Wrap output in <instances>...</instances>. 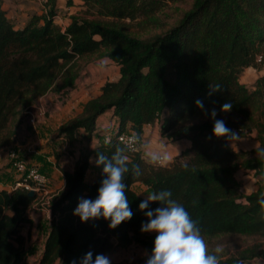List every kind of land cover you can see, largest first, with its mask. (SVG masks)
Returning a JSON list of instances; mask_svg holds the SVG:
<instances>
[{
  "label": "trees",
  "instance_id": "16d2710c",
  "mask_svg": "<svg viewBox=\"0 0 264 264\" xmlns=\"http://www.w3.org/2000/svg\"><path fill=\"white\" fill-rule=\"evenodd\" d=\"M82 1L85 14L163 27L159 14L179 0ZM57 4L48 0L42 14L32 15L16 29L0 0V149L15 142L18 119L26 117L37 98L49 92L66 97L77 86V61L102 50L119 66V78L106 81L80 115L58 128L57 136L72 141L82 131L90 145L102 115L111 112L118 123L109 141L88 148L74 172H63L66 186L50 200V230L37 264H70L89 250L93 257L107 255L115 245L135 244L149 253L153 239L140 231L146 217L138 205L145 197L133 189L136 183L151 193L171 190L204 238L239 235L264 240V207L258 202L264 193V76L253 89L240 82L245 69L264 64V0H194L177 22L145 38L80 15H72L63 30L55 23ZM198 98L203 109L195 105ZM226 100L232 107L222 112ZM212 108L217 119L242 137L254 136L259 146L236 151L229 145L233 138L214 137ZM156 122L161 123L162 136L191 142L168 167L148 163L118 141V135L130 131L141 139L144 126ZM117 147L128 156L122 178L133 215L114 229L103 218L81 222L73 209L79 198L95 197L102 179L100 166L98 179L85 181L90 158L97 152L110 157ZM240 170L255 172V191L243 193L236 176ZM36 201L37 195L23 188L0 190V264L23 262L22 229L32 225L30 211ZM149 206L155 208L158 202ZM259 260L264 261V241L219 257L220 264Z\"/></svg>",
  "mask_w": 264,
  "mask_h": 264
},
{
  "label": "crops",
  "instance_id": "0c3cea01",
  "mask_svg": "<svg viewBox=\"0 0 264 264\" xmlns=\"http://www.w3.org/2000/svg\"><path fill=\"white\" fill-rule=\"evenodd\" d=\"M67 1L69 0H58V14L55 18V23L59 24L63 30L70 24L72 15H77L78 13L76 12L78 10L85 8L82 0H70V4H68ZM38 6H40V9ZM4 8L7 11L8 18L12 21L16 29L22 28L32 15L42 14L44 12L43 6L27 0H4ZM61 12H63V15H61ZM108 60L111 64H114L113 61L110 59ZM118 68L119 66L117 65L118 77L116 79H105L102 84H97L90 88L79 87L78 78L76 88L69 90L65 100L52 92L39 97L38 100L34 102V105L37 104L47 109L48 116L40 117L35 127L27 123L26 117H23L21 120L18 119V126L20 128L18 129L19 131L15 142L9 147L0 149V190L6 189L8 191H13V187L20 177L15 169V172H13L11 171L12 169L8 167L11 161V153L16 154V156L22 158L28 164L38 167L49 179L47 191L37 194V201L30 211V217L33 223L31 226H25L28 230L34 229L40 222H44L47 219L48 221L50 220V200L59 192L63 191L66 186L63 172H74L77 161L82 158L84 152L88 148L94 149L103 141H109L111 136L116 132L118 123L117 118L113 117L111 112H108L98 119L97 131L90 145L84 140V133L82 131H78L72 141H69L64 136H57L58 128L70 119L80 115L85 103L101 93V88L106 81H115L119 78L120 73ZM160 129L161 125L159 122L144 126L140 143L146 151L143 150L139 153L148 163L155 164L153 159H148L147 156L152 157L151 150L153 146L155 147L159 139H163ZM177 142L180 143L177 156L179 154L181 155L185 149L191 147V142L189 140L184 139ZM251 144L253 146L251 149L259 146L255 137ZM234 150L239 151L246 149L234 148ZM170 165L171 164H167L166 167ZM241 171L246 172L247 170H240L239 173ZM99 174L100 166L95 164V158L92 156L85 181L87 183L95 182ZM254 176L258 183L257 175L254 174ZM133 189L143 197L151 193L149 188L142 183L134 184ZM24 228L22 229V234L26 238V245L28 235H25L23 231ZM258 262H261V260ZM261 264H264V261Z\"/></svg>",
  "mask_w": 264,
  "mask_h": 264
},
{
  "label": "clouds",
  "instance_id": "9594fccd",
  "mask_svg": "<svg viewBox=\"0 0 264 264\" xmlns=\"http://www.w3.org/2000/svg\"><path fill=\"white\" fill-rule=\"evenodd\" d=\"M195 105L203 109V101L195 100ZM230 101L220 105L222 112L231 109ZM213 120L212 135L216 138H235L238 134L229 128L223 119L216 118V109L209 111ZM137 138L129 136L127 143L131 145ZM264 154V149L260 150ZM157 157L153 154L152 159ZM166 159V155L162 157ZM128 156L125 149L117 147L109 157L103 152H97L95 164L102 166V179L94 198L81 197L78 199L73 215L78 216L81 222L103 218L108 222L109 229H114L123 221L129 220L132 209L129 207L123 181V175L128 171ZM91 162V158H90ZM135 174L139 175V167L134 166ZM151 202H158L155 208L150 207ZM264 207V193L258 200ZM144 212L146 220L141 222L142 233H154L151 251L146 254L144 264H220L219 253L221 248L217 246L215 253L207 251L206 243L196 221L193 220L185 206L172 197L169 189L147 194L138 205ZM70 264H111V258L104 253H97L93 257L91 250L82 257L73 260Z\"/></svg>",
  "mask_w": 264,
  "mask_h": 264
},
{
  "label": "rangeland",
  "instance_id": "374dc122",
  "mask_svg": "<svg viewBox=\"0 0 264 264\" xmlns=\"http://www.w3.org/2000/svg\"><path fill=\"white\" fill-rule=\"evenodd\" d=\"M193 2L194 0H179L175 3L169 2L167 6L164 7L162 12L159 14L160 18L163 20L164 23L163 27H159L157 25L154 26V24L147 26L145 24H140L137 21L130 22L129 20H117L114 18L98 17L97 15H93V14H85V8H81L76 13H78L77 15L84 16L93 20H98L111 27H115L120 30H123L130 35L145 38L153 34L159 33L167 29L170 25L177 22L181 18V16H183V14L191 8ZM38 7L40 9V6ZM61 15H63V12H61ZM103 53L104 51L102 50L101 52L81 58L77 61L80 71L79 82H78L79 87L90 88L94 85L102 84L105 81V79H110V78L116 79L118 77L117 76L118 70L116 69L117 65L115 63L111 64V62L108 60L106 56H104ZM259 57L257 59L258 62L260 61ZM262 76H264V64L261 65L260 68L245 69L240 76V82L245 86H247L248 88L253 89L256 85L257 80ZM65 98L66 97L61 99L65 100ZM36 100H38V98ZM36 105L32 104L34 108L33 111L35 112H37V108L40 107ZM45 116H48L47 109ZM18 131L19 130H17V134ZM253 140L254 137L252 136L242 137L238 134L237 137L233 138L229 142V145L233 149L245 148L246 151H249L253 149V148L251 149V147H253L251 144ZM179 147H180V143L171 141L167 137L163 136V139L161 140L159 139L155 147L153 146L151 152H152V156L153 154H155L157 157L161 155L163 156L166 155L167 158L164 164L162 165L156 164L157 159L153 160L155 163L154 165L164 166L165 164L166 165L172 164L174 160L180 157L179 156L180 154L177 156L179 152ZM139 149L140 151L144 150L143 145L141 143L139 144ZM147 158L151 159L152 157L147 156ZM8 165H9L8 167L12 169L11 171L15 172L14 167L12 166L13 165L12 161H10ZM254 174H255L254 171H250V172L241 171L240 173L239 172L237 173L236 176L241 184V189L243 193L248 194L253 192L256 188H258V183L256 182V178ZM49 230H50V224L48 219L45 220L44 222H40L39 224H37L34 227V229L28 230L26 227L24 228L23 231L25 232V235H28V240L25 245L24 260L21 264L38 263L40 253L43 249V243ZM154 235H155L154 233H149L148 236L150 239H154ZM204 240L206 243L207 251L209 252L215 253L217 246L221 248V251L219 253H215L218 257L221 258H225L230 255L237 254L241 250L247 247L260 245L264 241L262 238L259 237H253V236L249 237V236H239V235H226L215 238H204ZM147 253L148 252L144 248L133 244L128 247H120L118 245H115L107 255L111 258V264H140V263H144ZM257 263L261 264L263 263V261L261 262L257 261Z\"/></svg>",
  "mask_w": 264,
  "mask_h": 264
},
{
  "label": "built area",
  "instance_id": "2783aa9c",
  "mask_svg": "<svg viewBox=\"0 0 264 264\" xmlns=\"http://www.w3.org/2000/svg\"><path fill=\"white\" fill-rule=\"evenodd\" d=\"M31 2H35L43 6V9H45L46 3L48 0H30ZM259 60H261V57H259ZM33 106H30L27 108L26 111V120L27 123L33 127L36 126L38 123L39 117H44L46 114V109L43 106H40L37 108V112L33 111ZM136 134L133 132H125L118 135V141L125 146L127 151L129 153H139V144H140V138L136 136V140L133 141L131 145H128L127 140L129 136H133ZM11 161L12 166L14 167L15 171L20 175V179L18 182L14 185L13 190L23 188L27 191H33L36 195L39 193H44L48 189L49 179L48 177L43 174L38 167L28 164L25 160L22 158H19L16 156V154L11 153ZM163 155L159 156V158L156 161V164L162 165L165 162V159H163Z\"/></svg>",
  "mask_w": 264,
  "mask_h": 264
},
{
  "label": "water",
  "instance_id": "95a60500",
  "mask_svg": "<svg viewBox=\"0 0 264 264\" xmlns=\"http://www.w3.org/2000/svg\"><path fill=\"white\" fill-rule=\"evenodd\" d=\"M29 195H30V196H34L35 193H34L33 191H30V192H29Z\"/></svg>",
  "mask_w": 264,
  "mask_h": 264
}]
</instances>
